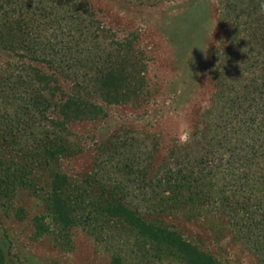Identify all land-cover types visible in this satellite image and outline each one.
<instances>
[{"label":"rangeland","instance_id":"rangeland-1","mask_svg":"<svg viewBox=\"0 0 264 264\" xmlns=\"http://www.w3.org/2000/svg\"><path fill=\"white\" fill-rule=\"evenodd\" d=\"M221 10L219 0H0V138L35 92L34 103L63 124L50 129L53 139L71 149L47 169L0 141L5 264H189L125 219L86 209L79 196L95 174L106 185L101 197L170 226L214 264H264V235L243 209L264 212L261 176L249 198L220 194L222 176L207 196L203 181L171 179L204 152L195 134L211 121L218 88L211 64L227 33ZM102 72L118 73L116 97L99 85ZM68 105L84 115L66 121ZM51 170L69 178L61 192L70 212L51 199Z\"/></svg>","mask_w":264,"mask_h":264},{"label":"trees","instance_id":"trees-1","mask_svg":"<svg viewBox=\"0 0 264 264\" xmlns=\"http://www.w3.org/2000/svg\"><path fill=\"white\" fill-rule=\"evenodd\" d=\"M219 1L223 16L220 25L227 33L215 50L211 64V71L218 83L213 104L204 117L211 121L205 120L202 130H199L201 134H195L196 137L201 136L202 140H205L203 141L205 147L202 149L204 152L201 154V160L188 158L187 168L176 176L172 175L171 179L184 181L188 185L191 181H203L204 188H207V196L215 191L217 177L222 176L225 185L220 194L234 193V196L242 194L241 197L249 198L256 191L261 190L258 187L261 184L257 185L255 176H261L258 181L264 185V0ZM98 82L103 89H109L107 93L110 95L119 93L116 91L119 89H116L119 84L118 73L102 72ZM77 88L80 90L81 86L77 85ZM37 94L35 92L29 94L28 107L12 118L7 127V134L3 135L0 141L3 142V151L7 153L10 151L11 156L20 155L22 151L32 163L48 169L53 163L58 164L62 157L67 158L71 149L60 144L57 138L53 139L56 134H52L55 132L51 133L50 129L63 127V124L51 120L48 108L41 110L44 106L40 104L41 101L34 103ZM70 106L61 108L66 121L84 115L80 116V111L73 112ZM41 128H45L46 132ZM40 131H43V138H38V135L42 134ZM23 142L35 145V148L29 146L32 150L25 153L26 151L21 147ZM51 174L54 175L51 199L70 212L68 206L70 195L65 198L64 193L61 192L64 190L63 187H68L69 178L59 172L55 173L54 170H51ZM4 178H0V184H4ZM22 184L29 188L32 186L26 181ZM92 184L99 187L100 194H92ZM85 187L86 189L79 196V202L83 203L90 212H96L98 216L106 214L125 219L152 241L176 251L183 261L189 264H214L215 260L212 257L171 232L170 226H161L159 220L150 222L144 220L140 217L139 208H128L126 204H118L117 199L101 197L106 191V185L98 175L95 174L94 177L87 179ZM233 204L228 203L231 210H234ZM243 209L252 216L250 227L264 235V212L260 214L258 210L255 212L253 209ZM258 215L261 219L257 218ZM260 244L264 249V239ZM0 264H5L1 249Z\"/></svg>","mask_w":264,"mask_h":264},{"label":"clouds","instance_id":"clouds-1","mask_svg":"<svg viewBox=\"0 0 264 264\" xmlns=\"http://www.w3.org/2000/svg\"><path fill=\"white\" fill-rule=\"evenodd\" d=\"M189 135V132L187 131V126L184 125L181 127L180 134H179V140L181 142H184Z\"/></svg>","mask_w":264,"mask_h":264}]
</instances>
